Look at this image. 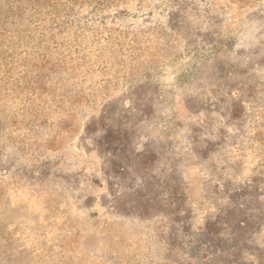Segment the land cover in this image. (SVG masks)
Instances as JSON below:
<instances>
[{"label": "rangeland", "instance_id": "rangeland-1", "mask_svg": "<svg viewBox=\"0 0 264 264\" xmlns=\"http://www.w3.org/2000/svg\"><path fill=\"white\" fill-rule=\"evenodd\" d=\"M0 264H264V0H0Z\"/></svg>", "mask_w": 264, "mask_h": 264}]
</instances>
